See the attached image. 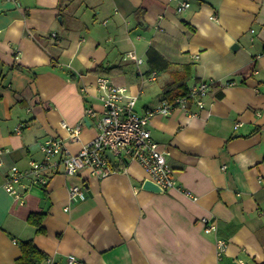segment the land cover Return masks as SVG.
<instances>
[{
    "label": "crops",
    "instance_id": "crops-1",
    "mask_svg": "<svg viewBox=\"0 0 264 264\" xmlns=\"http://www.w3.org/2000/svg\"><path fill=\"white\" fill-rule=\"evenodd\" d=\"M129 51L142 63L124 60ZM111 66L138 113L172 100L163 92L180 74L189 88L212 79L203 108L190 101L148 122L173 188L143 189L147 173L128 158L104 178L60 164L45 185L23 180L22 202L9 194L10 167L42 160L43 141L75 154L96 136L85 110L100 112L96 78ZM71 184L86 198L71 202ZM31 213H43V232ZM27 239L41 264H264V0H0V264H16Z\"/></svg>",
    "mask_w": 264,
    "mask_h": 264
},
{
    "label": "built area",
    "instance_id": "built-area-1",
    "mask_svg": "<svg viewBox=\"0 0 264 264\" xmlns=\"http://www.w3.org/2000/svg\"><path fill=\"white\" fill-rule=\"evenodd\" d=\"M188 6V2L182 1L177 10H183ZM122 58L133 60L137 64L142 63V59L132 51L127 52ZM155 77L156 71H151L145 76V80L152 81ZM211 82L212 79L202 80L192 85L185 95L182 94L172 100H162L156 106L147 108L143 113H138L135 110L136 94L132 93L127 86L113 82V79L107 75L97 76L96 90L101 110L99 113L92 107L85 110L86 116L95 119L96 136L85 143L75 154L68 152L59 138L46 139L40 144L43 153L42 160L31 161L25 170L16 166L10 167L4 179L3 188L22 202L21 187L28 186L24 181L28 184L45 185L50 174L60 164L64 167V172L69 175L88 168L93 175L104 178L115 170L105 155V151H110L117 163H123L128 158L138 161L150 180L164 190L173 188L175 179L172 169L164 152L151 138L148 122L155 114L170 116L178 109L188 111L187 105L190 101H193L198 108H203L204 98L209 92ZM61 125L68 130L70 138L78 137L79 126L70 127L65 122ZM67 193L71 202L83 200L87 196L85 188L79 184H71ZM202 221L205 233L216 232L217 227L213 220L203 218ZM225 245L223 239L216 240L218 257L222 255ZM67 263L75 264L77 259L69 255ZM232 264H244V261L237 258Z\"/></svg>",
    "mask_w": 264,
    "mask_h": 264
},
{
    "label": "trees",
    "instance_id": "trees-1",
    "mask_svg": "<svg viewBox=\"0 0 264 264\" xmlns=\"http://www.w3.org/2000/svg\"><path fill=\"white\" fill-rule=\"evenodd\" d=\"M120 68V66L103 67L100 68V72L102 75H108L113 72V70L117 71L120 70ZM189 77L190 75L185 74L178 75L176 81L170 87L164 90L163 94L165 97L174 99L175 97L182 94L185 95L189 89L187 86V80ZM123 164L124 162H120L113 168L119 169L123 166ZM41 220H43V213H31L27 218V221L34 226L35 232L38 234L44 231ZM20 250L21 254L16 259V264H41V261L47 258V255L33 243L32 239L21 241Z\"/></svg>",
    "mask_w": 264,
    "mask_h": 264
},
{
    "label": "water",
    "instance_id": "water-1",
    "mask_svg": "<svg viewBox=\"0 0 264 264\" xmlns=\"http://www.w3.org/2000/svg\"><path fill=\"white\" fill-rule=\"evenodd\" d=\"M237 46H238V44L235 43L232 45L231 49L235 50V48H237ZM105 155L107 156L109 161L112 163V165L116 166L118 164L116 158L113 156V154L110 151H105ZM142 188L145 190L153 191V192H164L165 191L162 187H160L159 185L154 183L149 178H146L143 181Z\"/></svg>",
    "mask_w": 264,
    "mask_h": 264
}]
</instances>
